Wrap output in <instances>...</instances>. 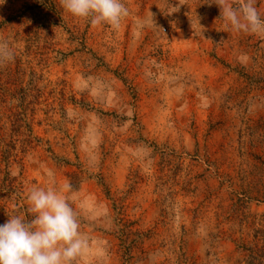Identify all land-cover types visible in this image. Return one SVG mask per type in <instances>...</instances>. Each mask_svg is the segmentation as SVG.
I'll return each instance as SVG.
<instances>
[{"label":"rangeland","instance_id":"1","mask_svg":"<svg viewBox=\"0 0 264 264\" xmlns=\"http://www.w3.org/2000/svg\"><path fill=\"white\" fill-rule=\"evenodd\" d=\"M121 2L113 29L0 0V224L54 180L89 237L75 264H264V34L214 0Z\"/></svg>","mask_w":264,"mask_h":264},{"label":"clouds","instance_id":"2","mask_svg":"<svg viewBox=\"0 0 264 264\" xmlns=\"http://www.w3.org/2000/svg\"><path fill=\"white\" fill-rule=\"evenodd\" d=\"M63 8L73 17L87 20L93 26L109 25L118 29L129 15L121 0H61ZM220 9L225 27L235 32L264 34V16L257 0H214ZM151 23L154 26L151 14ZM199 25V22L197 20ZM200 26V25H199ZM144 23L138 24L143 28ZM15 59L7 41H0V63ZM51 175V174H50ZM31 187L26 195L28 215H12L0 224V264H75L89 249V237L82 232L78 214L65 193L70 184L57 189Z\"/></svg>","mask_w":264,"mask_h":264},{"label":"trees","instance_id":"3","mask_svg":"<svg viewBox=\"0 0 264 264\" xmlns=\"http://www.w3.org/2000/svg\"><path fill=\"white\" fill-rule=\"evenodd\" d=\"M9 184V189H7L9 192H11L16 198H20L18 196V192L16 191V186L13 184V182H7ZM17 209L15 210V212H19L21 214V216H25L28 215L30 218V214L28 213V207L27 205H19L18 207H16Z\"/></svg>","mask_w":264,"mask_h":264}]
</instances>
